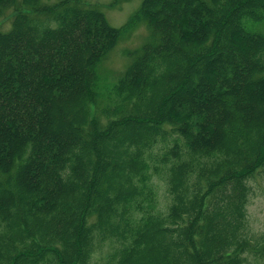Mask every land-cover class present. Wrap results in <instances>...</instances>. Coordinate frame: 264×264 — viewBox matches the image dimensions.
<instances>
[{"label": "trees", "instance_id": "1", "mask_svg": "<svg viewBox=\"0 0 264 264\" xmlns=\"http://www.w3.org/2000/svg\"><path fill=\"white\" fill-rule=\"evenodd\" d=\"M263 166L264 0H0V264H244Z\"/></svg>", "mask_w": 264, "mask_h": 264}, {"label": "rangeland", "instance_id": "2", "mask_svg": "<svg viewBox=\"0 0 264 264\" xmlns=\"http://www.w3.org/2000/svg\"><path fill=\"white\" fill-rule=\"evenodd\" d=\"M97 2L100 9L104 11L108 21L115 26L122 24L130 13L138 6L140 0H91ZM9 15L4 17L2 27L9 25ZM146 34L144 26L136 28L128 37H120L117 43L108 51L101 62V71L111 77L119 73L128 61L123 53L124 48H132L140 44ZM112 74V75H111ZM251 191L247 203V216L249 232L253 235L264 232V166L259 168L249 179ZM156 187L160 201H165L168 196L165 183L162 179L156 178ZM105 246L98 248L92 255L88 264H96ZM103 254V253H102ZM244 264H264L263 256L246 254Z\"/></svg>", "mask_w": 264, "mask_h": 264}]
</instances>
